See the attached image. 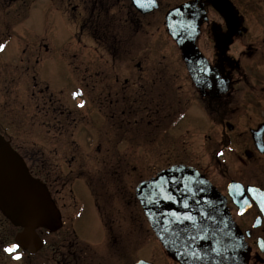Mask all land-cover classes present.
<instances>
[{"label":"flooded vegetation","instance_id":"af4514ba","mask_svg":"<svg viewBox=\"0 0 264 264\" xmlns=\"http://www.w3.org/2000/svg\"><path fill=\"white\" fill-rule=\"evenodd\" d=\"M93 1L96 4L97 0ZM155 1L158 7L147 14L137 10L132 0H125L124 6L131 16L133 14L131 23L134 29H140V24L146 23L149 28L160 31L159 42L170 43L172 59L168 65L171 74L147 68L137 70L141 78L148 75L158 78L160 84L153 88H146L140 77L141 84L127 87L113 85V77L104 76L105 91L90 98L89 108L93 109V105L96 108L98 101L100 106H104V120L110 123V127H115L114 135H110L121 142L129 139V125L145 130L148 125H157L156 128L152 126V135L168 136L162 147L167 149L164 154L168 152L167 157L172 160L169 163L194 165L228 197L226 201L232 217L248 242L249 264H264V0ZM19 3L26 4L27 0H0V39L10 34L16 25L14 14ZM19 7L22 9V5ZM79 7L80 4L74 9ZM95 7L93 12L97 10ZM176 8H181V14L171 17L174 22L171 27L188 30L181 35L188 39L193 37L208 65L217 74L216 86L200 89L195 85L181 49L168 32L167 13ZM135 14L139 19L137 21ZM127 21L130 22V19ZM27 46L19 59H10V55L3 56L6 49L0 52V136L24 160L34 177L41 173L45 190L53 195L52 188L59 181L48 174H59L60 169L54 171L48 165L49 158L43 156L47 147L43 143L48 142L51 130L56 132L51 137H57L59 141L60 133L63 137L70 131V126L64 123L66 117L76 115L70 122V132L74 135L80 127L77 118L78 102L69 101L59 81L43 74L46 67L42 59L43 43ZM142 65L143 61L139 63L140 67ZM162 73L168 74L171 85L161 84L165 78ZM115 81L119 82V79ZM76 84L80 99L79 78ZM150 91L153 95L147 99ZM103 97L104 102H101ZM188 123L190 127L178 134ZM215 130L217 142L215 148L211 149V168L208 162H198L188 156L181 158L180 153L177 158L169 156L170 151L181 148L177 140L185 142L192 139L194 134L209 139L212 138L210 133ZM34 134L41 136V144L35 142ZM145 134L137 133V137L142 142H149V139L144 138ZM57 148L53 150L56 158L65 159L64 156L73 153L72 159L76 160L75 155L80 152L77 141H73V146L67 148V151H64L63 146ZM225 150L234 153L231 159L224 154ZM39 151H42L40 157L45 159L40 171L26 161L34 156L37 158ZM203 151L207 152L208 147H204ZM229 163L234 166L230 168ZM231 182L238 183L237 197L233 199L228 195ZM47 235L43 234V246L49 244L51 234ZM73 235H58L60 243L56 246L50 242L51 248L64 253L73 244V250H67L66 254L73 258L74 264H82L79 263L80 254L77 253L79 246L71 240ZM34 245L29 250L27 248L29 256L36 255L42 248Z\"/></svg>","mask_w":264,"mask_h":264},{"label":"rangeland","instance_id":"374dc122","mask_svg":"<svg viewBox=\"0 0 264 264\" xmlns=\"http://www.w3.org/2000/svg\"><path fill=\"white\" fill-rule=\"evenodd\" d=\"M124 1L97 0L95 4L93 0H70V3L65 5L63 0H27V5L19 4V6L22 5V9L17 10L18 18L16 19L20 23L12 31L11 44L15 43L16 39H23L22 44L33 40H37L36 43L44 42L45 53L42 52V54L44 53L46 67L42 72L58 80L59 84L64 86L66 98L68 88L71 90L74 86L73 74L76 72L71 73V69L64 63V60H69L73 55L80 61L78 64L81 68L77 70L80 73L79 79L82 84L84 81L89 85L87 86L88 91L94 88L95 96L103 91V89L100 90L102 85L98 82L99 73L105 71L109 75V69L114 75L119 76L124 84L129 81L131 84L145 82L146 88H153L160 84L158 78L151 77V75L141 78L137 70L147 68L169 72L168 61L172 59L171 46L169 42H159L160 31L149 28L146 23H141L140 29H134L131 23L133 14L131 16L128 13ZM101 2L105 3V7L114 2V6L111 9L108 7L105 13L98 9ZM78 4L81 5L79 12L82 11L84 20L81 16L75 18L71 9ZM93 7L97 9L96 12H93ZM97 12H100L101 17H107L109 21L100 25L104 19L97 20ZM135 15L136 21L139 20L137 14ZM127 16L129 17L126 18ZM128 19L130 22L127 21ZM95 22L99 27L102 26L101 33L103 34L95 30ZM82 24L89 25V29H86L88 31L81 30L80 25ZM101 35L106 36L107 44L108 42L112 45L117 43V53L113 51L112 55L106 52L104 46L101 45L104 42L99 43ZM2 42L3 39H0V43ZM11 44L8 43L9 46L2 55H10V59H19L21 45L18 42ZM140 60L143 61V65L138 67ZM162 74L165 78L162 79L161 84L171 85L168 74ZM139 77L141 83H139ZM152 95L150 91L147 99ZM103 99L100 101L104 102ZM96 109H102L99 101L96 108L93 105V110ZM78 112L80 127L74 135L70 132L72 130L70 122L76 118V115L70 117L67 115L69 118L66 117L64 123L70 126V131H67L63 137L60 133L58 141L57 137H51L56 135V132L51 130L48 142L43 143L47 147L43 151L45 152L43 156L49 158L48 165L54 171L57 168L60 169L59 174L49 173L48 175L58 178L59 181V184L52 190L60 211L61 227L56 231L57 234L51 233L49 244L42 246L36 255L29 256L28 251L10 254L6 251V246L14 243L19 229L14 228L0 211V264H74L73 258L66 254L67 250H73V244H70L72 247L69 245L64 253L58 249L53 251L51 248V244L58 246L60 243L58 235L62 234H74L71 240L79 246L77 253L80 254L79 263L82 264H132L142 258L154 260L158 264H175L164 253L162 245L157 240L135 196V187L140 181L153 174L152 170L155 165L163 167L172 161L167 157L168 152L164 154L167 149L162 147L167 142L168 136L156 137L155 133L152 135V126L155 128L157 126L153 124L148 125L146 130L142 126L140 127L143 129L133 128L131 132L136 130V135L146 133L144 138L150 141L147 142L148 147L144 144L139 150L136 149L135 154L138 159L130 162V158H121L126 148L120 149L123 150L120 152L119 147L124 144L118 143L110 135V133L114 135L115 127H110V123H103L102 120L98 128H95L90 123L92 116L89 115L87 108ZM188 127L190 124L182 127L178 134L183 133ZM210 135L212 138L209 139L194 134L192 139H187L185 142L177 140V145L181 148L170 151L169 156L177 158L180 153L181 158L188 156L198 162H208L211 168V149L215 148V142H217L216 130ZM34 138H36V143L41 144V136L34 134ZM42 141H44L43 138ZM73 141L78 142L80 149L79 154L75 155L76 160L72 159L73 153L64 156L65 159L56 158L53 150L63 146L64 151H67V148L73 146ZM28 142L31 140L28 139ZM204 147H208L206 153L203 151ZM115 148L118 149L116 153ZM185 148H187L186 152ZM131 150L133 147L126 149L128 153ZM142 152L144 157L139 159L141 156L138 154L142 155ZM38 153L37 158L34 156L26 161L28 165H35L40 171L41 163L45 159L40 157L42 151ZM224 154L229 159L234 155L228 150H225ZM197 156L198 159H196ZM233 166V163H229L230 168ZM38 177L42 178L40 172ZM84 202L87 205L85 216L82 221L75 222L74 217L84 206Z\"/></svg>","mask_w":264,"mask_h":264},{"label":"water","instance_id":"95a60500","mask_svg":"<svg viewBox=\"0 0 264 264\" xmlns=\"http://www.w3.org/2000/svg\"><path fill=\"white\" fill-rule=\"evenodd\" d=\"M172 32L186 54L194 80L202 87L208 77V72L203 69L204 59L195 52L194 42L183 40L180 29ZM137 193L153 229L169 253L182 264H246L248 253L243 236L232 221L225 202L210 182L194 169L186 166L168 168L157 178L143 182ZM0 198L11 215L25 224L48 209L49 201L44 192L37 188L20 159L1 140ZM183 199L188 200L185 204L192 210L186 218L175 214ZM199 206L214 208L200 213L196 209Z\"/></svg>","mask_w":264,"mask_h":264},{"label":"trees","instance_id":"16d2710c","mask_svg":"<svg viewBox=\"0 0 264 264\" xmlns=\"http://www.w3.org/2000/svg\"><path fill=\"white\" fill-rule=\"evenodd\" d=\"M98 30H100V29H98ZM98 32H101V31H98ZM101 39H102V41L104 42V45H105V48H106V49L111 50V52H113V51L116 52V51H117V43L114 44V45H110L109 42H108V44H107L106 36H104V38H103V36H102Z\"/></svg>","mask_w":264,"mask_h":264},{"label":"snow or ice","instance_id":"6c2138e0","mask_svg":"<svg viewBox=\"0 0 264 264\" xmlns=\"http://www.w3.org/2000/svg\"><path fill=\"white\" fill-rule=\"evenodd\" d=\"M81 106H83V105H81ZM14 249H8V251H13ZM17 259H19V257H16Z\"/></svg>","mask_w":264,"mask_h":264}]
</instances>
